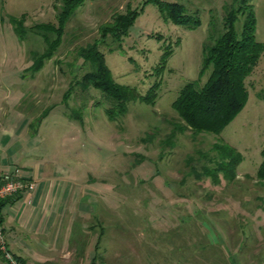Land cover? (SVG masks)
Instances as JSON below:
<instances>
[{"label": "rangeland", "instance_id": "rangeland-1", "mask_svg": "<svg viewBox=\"0 0 264 264\" xmlns=\"http://www.w3.org/2000/svg\"><path fill=\"white\" fill-rule=\"evenodd\" d=\"M142 1L85 0L66 23L53 56L31 76L26 69L32 54L46 48L35 26L56 24L61 2L0 0V154L20 149L33 168H50L47 183L60 189L58 198L66 205L50 235L37 236L42 242L12 241L5 234L9 251L32 255L37 264H264V184L256 178L264 147V51L244 81L248 96L242 109L218 134L171 135L180 122L171 103L185 83L198 79L203 47L221 28L223 5L236 3L166 0L198 17L194 25L165 19L149 2L120 45L110 37L100 45L112 78L140 94L157 78L152 70L162 48H173L153 106L132 101L123 115L109 120L96 89L73 87L62 100L70 82L88 69L77 56L79 47L98 39L100 26L116 13L138 9ZM252 4L255 38L264 44V0ZM21 16L17 33L11 18ZM213 143L240 157L233 176L213 175ZM19 205L3 208L17 211ZM25 207L11 216L20 219ZM0 264H9L2 255Z\"/></svg>", "mask_w": 264, "mask_h": 264}, {"label": "trees", "instance_id": "trees-1", "mask_svg": "<svg viewBox=\"0 0 264 264\" xmlns=\"http://www.w3.org/2000/svg\"><path fill=\"white\" fill-rule=\"evenodd\" d=\"M84 1L60 0L61 7L57 15V23L36 24L37 32L45 40L46 48L40 54H32V63L26 69L31 76L53 56L62 41L66 23ZM232 1V4L237 5H231V7L223 5L221 28L209 35L203 47V62L198 79L185 83L171 103L172 109L180 120L179 123L173 125L171 135L175 131L183 133L185 130H190L192 139L202 133L218 134L242 109L247 99L248 91L244 81L256 67L264 51V44L255 38L256 18L252 0ZM149 2L156 5L165 19L174 23L192 22L196 25L200 22L198 17L192 19L187 15L181 4L166 0H144L138 9L128 7L125 12L116 13L111 21L100 26L98 39H94L85 46H80L77 50L78 58L82 60L83 65L88 66V69L80 78L70 82L69 88L63 93L62 100L68 98L73 87L81 90H87L90 87L96 89L101 92L107 103L105 112L109 120H115L123 115L127 110V105L132 101L138 100L151 106L155 104L161 85V75L166 67L167 59L173 53V48H162L158 63L152 70L157 78L143 94H140L135 87L119 84L112 78L105 62L104 52L100 50V45L106 43L107 37L111 38L112 43L120 45V41L127 36L136 15ZM11 20L18 33L17 29L24 22L23 16L20 19L11 18ZM49 33H53L54 38L51 39ZM113 49L111 47L109 51ZM205 72H208L207 77L201 82ZM259 97L264 101V88L260 90ZM46 110L43 111L42 117L46 114ZM210 152L214 153L211 161L217 163L216 167L212 168L213 175L216 171H227L233 176L232 172L240 161V157L235 154L234 150L213 143ZM261 155L262 160L256 170V178L264 184V147ZM203 171L211 172L210 168H205ZM14 197L0 200L1 222H3L1 209ZM13 257L18 264H25L21 257L16 255Z\"/></svg>", "mask_w": 264, "mask_h": 264}, {"label": "crops", "instance_id": "crops-1", "mask_svg": "<svg viewBox=\"0 0 264 264\" xmlns=\"http://www.w3.org/2000/svg\"><path fill=\"white\" fill-rule=\"evenodd\" d=\"M25 157L26 156L20 151V149L16 150L15 153L6 154V157L0 154V167L2 169L16 173L25 178L33 179L36 183V187L32 192L12 198L10 203L13 204L14 202H20L17 211L11 206L7 209H4L5 207L2 208L4 209L2 225L5 234L8 235L12 241H29V243L34 241L42 242L44 240L36 239L37 236L40 234V236H42V234L45 235V233L47 236L50 235L52 226L61 220V214L65 210L64 208L66 205L61 198H58L60 189H54L53 184L47 183V181H49L48 173L50 168L45 165L43 166L44 168L41 165L34 166L33 168L32 164L29 165L28 162L25 161ZM40 180H43V185ZM65 191L66 188L63 189L62 194H65ZM25 205L24 215L19 219L18 214L23 211ZM13 211L18 213H15L14 217L11 216V212ZM43 225H45V228ZM23 228H27L28 232L24 231ZM46 241H49L47 237ZM30 246L32 250H36L35 246ZM13 255L21 257L25 264H29V261L37 264L35 260L32 259V255L25 258L23 254L17 253L16 251H13L12 256ZM52 263L53 261L48 262L47 264Z\"/></svg>", "mask_w": 264, "mask_h": 264}, {"label": "built area", "instance_id": "built-area-1", "mask_svg": "<svg viewBox=\"0 0 264 264\" xmlns=\"http://www.w3.org/2000/svg\"><path fill=\"white\" fill-rule=\"evenodd\" d=\"M36 187L35 180L25 178L16 173L0 167V200L23 195L32 192ZM0 253L5 257L9 264H18L9 251L8 242L5 236V231L0 219Z\"/></svg>", "mask_w": 264, "mask_h": 264}]
</instances>
